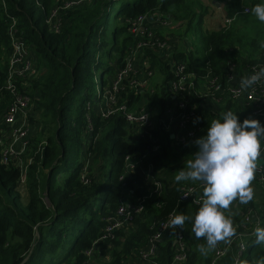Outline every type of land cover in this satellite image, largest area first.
I'll return each instance as SVG.
<instances>
[{
	"label": "trees",
	"instance_id": "1",
	"mask_svg": "<svg viewBox=\"0 0 264 264\" xmlns=\"http://www.w3.org/2000/svg\"><path fill=\"white\" fill-rule=\"evenodd\" d=\"M68 1L74 0H0V97L5 95L3 86L15 39L25 42L33 66L38 67L41 62L47 66L33 83L32 77L24 81V88L19 86L24 92H30L45 116L44 121L33 126L36 135H30L28 146L33 149L32 163L24 165L27 167L25 183L17 160L8 156L5 161L7 144L0 122V264H88L98 256L102 264H129L127 262L133 259L143 262L140 252L147 248L158 225L174 211L189 217L183 227L178 226L188 246L185 264H213L212 255L205 258L196 250L206 244L191 231L192 217L198 207L191 202H180L182 188L201 182L175 181L170 185L160 175L164 166L174 159V154L178 155L181 169L186 167V161L194 158L198 147L184 146L175 150L168 137L163 144L165 149L154 151V140L134 133L121 114L102 120L94 113L90 116L86 113L88 102L94 101L95 94L91 91L97 87L95 82L98 84L99 75L100 89L110 86L123 67L129 46L134 43L126 22L160 11L189 29L196 16L192 4L185 0H97L96 6L83 16L76 10L78 7L66 13L61 11L62 32H49L45 16ZM259 2L255 0L254 4ZM239 6L242 4H234L231 10L237 12ZM171 7L177 8L175 17L170 15ZM38 8L42 10L43 21L38 16ZM202 16L200 13L199 17ZM67 18L70 21L66 27L64 19ZM202 36L199 51L203 57L194 60L189 69L197 77L205 75L207 62L223 80H226L229 61L238 65L264 63V54L259 60L242 58L235 46L239 40L232 32ZM262 38L264 31L258 33V40ZM252 45L258 51L260 42L253 41ZM152 67L163 74L162 86H166L170 81L166 64L153 56ZM109 75L112 80L107 78ZM135 97L133 92L122 93L121 102L131 103ZM164 99L162 95L158 103L164 105ZM187 99L199 109L204 135L209 122L219 119L228 110L236 113L241 122L253 119L250 107L233 101L222 107L210 100L204 103L199 97L187 96ZM89 118L94 128L92 133L88 131ZM256 120L264 125L263 119ZM127 158L134 162L129 171ZM261 160L257 164L264 166V157ZM85 168L87 174L83 172ZM152 179L163 187L162 196L157 199L148 198L155 188ZM257 185L260 200L256 203L253 197L242 204V222L238 220L243 224L239 228L243 234H251L256 226L246 221L248 213L252 214V219L260 218L258 226L264 227V190ZM143 199V212L117 231L115 240L100 241L108 220L116 217L122 201L138 205ZM97 241L99 246L94 247ZM93 247L94 255L89 259L86 252ZM174 255L173 236L168 235L159 245L155 260L172 264ZM107 256L111 260L105 262ZM260 256H264V246L257 245L255 236H250L242 264H252Z\"/></svg>",
	"mask_w": 264,
	"mask_h": 264
},
{
	"label": "built area",
	"instance_id": "2",
	"mask_svg": "<svg viewBox=\"0 0 264 264\" xmlns=\"http://www.w3.org/2000/svg\"><path fill=\"white\" fill-rule=\"evenodd\" d=\"M85 0H74L63 3L62 6L53 8L45 16V25L49 32L58 34L62 32L63 18L60 12L65 13L73 8L79 7ZM250 12L249 8L244 9V13ZM173 21L160 11L140 16L135 20H128L129 33L134 39V43L129 46L127 57L124 60L122 69L117 72L115 80L110 86L100 89L98 99L104 106L101 117H110L121 114L126 125L134 133H141L145 137L154 140V151L165 149L163 145L167 138L171 140L172 147L180 149L184 146H195L194 141L203 136L205 130L200 122L198 107L189 103L187 96L199 97L206 103L225 106L226 102L233 101L242 107L252 109L253 119L264 120V79L257 82L248 90L240 89L241 77L252 75L264 68V63L256 65H238L232 61L227 64L226 80L221 75L210 68V62L206 63V72L202 77H197L196 73L189 72L192 63L197 59V49L194 41H190L186 36L172 40L166 36V32L173 26ZM232 23V20H228ZM27 46L22 39H15L14 53L9 61L3 91L10 106L2 121V128L8 130L10 127L18 126V134L21 137L28 136L31 125L28 122V109L33 102L30 92H24L19 88H24V81L32 78L31 71L33 62L27 54ZM160 59L166 64L170 81L166 86H159L156 89L150 88V79L155 75L152 67V57ZM28 83V82H27ZM32 85L31 82L28 83ZM27 86V85H25ZM133 92L137 97L131 103L128 100L121 102L122 93ZM165 96L164 105L158 103L161 96ZM191 105V107H190ZM208 106V105H207ZM88 131L94 130L89 118ZM6 132V131H5ZM95 141L98 137L94 138ZM93 140V141H94ZM95 143V142H94ZM24 143V145H26ZM22 144V146H24ZM15 149H6L5 161L8 156L13 158ZM264 157V141H262L261 155L257 159ZM128 171L132 170L133 161L126 159ZM256 162V163H257ZM84 171H88L87 168ZM25 176L23 175L22 180ZM124 177H121L123 179ZM256 183L264 190V166L257 164L254 175ZM83 180L87 183L85 177ZM24 182V181H23ZM155 188L148 198H159L162 196V184L154 179ZM203 192V183L190 185L182 188L180 202H191L199 207V201ZM143 199L138 205H127L124 201L117 210L116 217L108 220L103 236L100 241H113L116 232L129 224L132 217L141 214L144 210ZM177 213L172 212L164 221L158 225L156 234L150 239L146 249L140 252L143 262L149 264H160L156 256L159 252V245L166 236H173L175 255L172 264H185L188 259V246L185 235L179 232L178 226H171L169 221ZM252 214L248 213L247 222L255 223L256 226L251 234L235 232L227 239L226 244L217 249L216 259L225 258L232 247H236L237 254L233 264H242V257L247 249L248 238L255 236L254 230L259 225L260 218L252 219ZM246 228V227H244ZM99 241L94 247H98ZM86 252V256L91 259L95 248ZM253 264V263H252Z\"/></svg>",
	"mask_w": 264,
	"mask_h": 264
},
{
	"label": "clouds",
	"instance_id": "3",
	"mask_svg": "<svg viewBox=\"0 0 264 264\" xmlns=\"http://www.w3.org/2000/svg\"><path fill=\"white\" fill-rule=\"evenodd\" d=\"M254 17L264 23V0L252 6ZM264 47V44L261 45ZM264 79V68L252 75L241 77L240 89L248 90ZM264 141V125L256 119L238 120L232 110L217 119L213 118L206 134L194 143L198 150L194 158L186 161V167L175 172L176 182L198 181L203 183L199 207L192 217L191 231L197 239L203 238L205 245H199L201 254L213 250L219 241H227L235 233L233 221L223 210L234 200L247 204L254 197L251 182L257 169ZM189 220L183 213L171 217V226H181ZM255 243L264 246V227L254 230ZM264 264V256L253 261Z\"/></svg>",
	"mask_w": 264,
	"mask_h": 264
},
{
	"label": "rangeland",
	"instance_id": "4",
	"mask_svg": "<svg viewBox=\"0 0 264 264\" xmlns=\"http://www.w3.org/2000/svg\"><path fill=\"white\" fill-rule=\"evenodd\" d=\"M187 4H192L194 11L196 12V16L192 19V27L189 29L186 25L179 24L177 22L173 23V26L169 29V31L166 32V36L171 38L172 40H178L180 37L186 36L190 41H194V44L197 49L196 57L202 58L203 55L201 54L200 50V41L203 40L202 36L203 34L207 33H215L220 31H227L232 32L234 34L235 39L239 40V42L236 43L237 49L240 51L241 57L251 61L252 58L260 59L261 55L264 54V47H261L262 44H264V38L258 40V33L261 31H264V23L258 21L254 15L251 12L244 13L243 10L247 7H250V5H254L255 0H185ZM242 4L240 7V10L237 12H234L231 10V6L234 4ZM97 0H85L82 5H80L76 10H79V14L83 16L86 12H88V9H93L94 6H96ZM87 8V10H85ZM75 11V10H74ZM203 13L202 18L199 17V14ZM178 14L177 8L171 7L170 8V15L174 16ZM38 16L42 18L43 21V13L41 8H38ZM175 17V16H174ZM66 27L70 21L69 18L64 19ZM228 20H232V23H228ZM186 21V20H184ZM182 22V20H181ZM45 23V18H44ZM187 23V22H186ZM113 23L110 25L109 28V37H111V32L113 31ZM65 27V28H66ZM64 31V30H63ZM253 41H259L260 45L258 48V51H256L255 47H253L252 42ZM29 57V56H28ZM127 57V55H126ZM30 58V57H29ZM39 64V63H38ZM47 68L46 65H44L41 62V65L34 64L31 76L33 77L32 83L36 80V78H39L38 75L42 74L45 69ZM43 71V72H42ZM155 75L150 79V88L156 89L157 87L161 86L164 80V76L162 73L157 71L155 69ZM94 78V74H93ZM107 78L112 80L111 75H109ZM115 77L113 80H115ZM41 80V79H40ZM38 80V82L40 81ZM94 80V79H93ZM100 75L98 77V84L97 87H94V89L91 91V94H95L94 101L88 102L86 107V113L88 116H90V113H94L97 116L101 117L102 111L104 110V106L101 105L100 100L98 99V92L100 90L99 84L100 81ZM95 91V92H94ZM34 93L36 91L34 90ZM86 102V103H87ZM10 104L8 103V99L6 95H2L0 97V122L3 121V118L5 116L6 111L8 110V107ZM100 106V107H99ZM39 105L36 100L31 103L30 108L28 109V122L31 125L30 133L25 135L24 137H21L20 134H18L19 127H10L8 130H4V134H2L3 139L5 138L7 149H16V146L19 145V150L14 153L13 159L17 160L18 164L22 166V171L24 176L27 174V167L24 166L27 162L28 164L32 163L31 155L33 153V149L28 146L30 135L34 137L35 131H33L34 124H37L40 121H44L45 116H43L42 111L39 110ZM6 131V132H5ZM37 139V138H35ZM24 145V143H26ZM22 144L24 146H22ZM40 147V143L38 148ZM82 160V157L80 158ZM178 160V159H177ZM174 161L173 163H168V167L171 168L173 171L181 170V164L178 163V161ZM85 174L88 173V171H83ZM25 183V178H24ZM196 183V182H194ZM259 189V188H258ZM21 191L25 194L26 190L23 188ZM26 195V194H25ZM259 199V196H257V200ZM212 255L209 252L207 254H202L203 257L207 258L208 255ZM110 256L106 257L105 262L110 261ZM101 259L100 257H96L95 259L90 260L88 264H102L100 263ZM136 261L138 259H133L131 262H127L129 264H136Z\"/></svg>",
	"mask_w": 264,
	"mask_h": 264
},
{
	"label": "crops",
	"instance_id": "5",
	"mask_svg": "<svg viewBox=\"0 0 264 264\" xmlns=\"http://www.w3.org/2000/svg\"><path fill=\"white\" fill-rule=\"evenodd\" d=\"M20 146L17 145L15 151L17 152L19 150ZM178 158L177 154H174V159L171 160L169 163H173L174 161H176ZM259 162H262L261 159L258 160ZM160 175L163 176V178H165L170 185H172L175 182L174 176H175V171H173L171 168L168 167V164H166L163 168V170L160 172ZM251 187L253 188V192H254V199L257 203V201L260 200V188L258 187L257 183L255 182V180L253 179V181L251 182ZM259 188V189H258ZM257 196H259V199L257 200ZM241 208H242V204L239 203L238 200H234L232 202V204L229 206L228 209L223 210L226 216H230L232 221H233V227L235 229V232H239V228H240V222L239 220L242 222V217L243 213L241 212ZM239 219V220H238ZM241 226H243V224H241ZM226 244V241H219L216 245V247L210 251V253L212 254L213 257V264H233L234 262V258L237 254V250L236 247H232L228 253V255L226 256V258L224 260H219L216 259V252L217 249L222 247L223 245ZM197 252L198 248H196ZM201 254V252H200ZM202 255V254H201ZM203 256V255H202ZM136 264H146L144 262H140V261H136Z\"/></svg>",
	"mask_w": 264,
	"mask_h": 264
},
{
	"label": "bare ground",
	"instance_id": "6",
	"mask_svg": "<svg viewBox=\"0 0 264 264\" xmlns=\"http://www.w3.org/2000/svg\"><path fill=\"white\" fill-rule=\"evenodd\" d=\"M100 107V106H99Z\"/></svg>",
	"mask_w": 264,
	"mask_h": 264
}]
</instances>
